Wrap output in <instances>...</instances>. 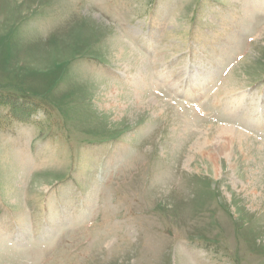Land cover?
Here are the masks:
<instances>
[{
  "label": "rangeland",
  "instance_id": "rangeland-1",
  "mask_svg": "<svg viewBox=\"0 0 264 264\" xmlns=\"http://www.w3.org/2000/svg\"><path fill=\"white\" fill-rule=\"evenodd\" d=\"M263 101L264 0H0V264H264Z\"/></svg>",
  "mask_w": 264,
  "mask_h": 264
},
{
  "label": "bare ground",
  "instance_id": "bare-ground-1",
  "mask_svg": "<svg viewBox=\"0 0 264 264\" xmlns=\"http://www.w3.org/2000/svg\"><path fill=\"white\" fill-rule=\"evenodd\" d=\"M224 132V131H223ZM221 135H224V136H230L233 138V141H236V142H239V140L241 139V137L238 135V134H235V133H229V132H225V133H222ZM229 141L231 142L232 139L229 138ZM241 144V143H240Z\"/></svg>",
  "mask_w": 264,
  "mask_h": 264
}]
</instances>
